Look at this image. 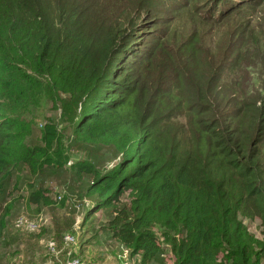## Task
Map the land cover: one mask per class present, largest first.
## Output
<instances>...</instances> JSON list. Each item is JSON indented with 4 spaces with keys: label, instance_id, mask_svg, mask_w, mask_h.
Masks as SVG:
<instances>
[{
    "label": "trees",
    "instance_id": "trees-1",
    "mask_svg": "<svg viewBox=\"0 0 264 264\" xmlns=\"http://www.w3.org/2000/svg\"><path fill=\"white\" fill-rule=\"evenodd\" d=\"M46 100L116 164L70 162L50 118L33 137ZM21 167L91 177L81 227L111 208L140 264L162 243L173 264H264V0H0V195Z\"/></svg>",
    "mask_w": 264,
    "mask_h": 264
},
{
    "label": "rangeland",
    "instance_id": "rangeland-1",
    "mask_svg": "<svg viewBox=\"0 0 264 264\" xmlns=\"http://www.w3.org/2000/svg\"><path fill=\"white\" fill-rule=\"evenodd\" d=\"M258 18H261L260 13ZM212 25L209 23V26ZM66 115L58 104L46 100L36 112L37 126L33 128V137L42 118H50L64 137V151L70 162L90 161L98 170L115 165L118 157L114 159L109 148L84 143L75 137L72 118ZM91 180L89 176L73 175L68 168L59 171L45 169L36 176L28 174L23 167L16 171L0 195V215L6 214L5 230L0 240V264H64L72 248H79V256L84 264H140L139 257L130 256L127 249L106 234L109 233L106 231L108 220L113 215L111 208L98 210L91 216L94 220L87 228L81 227L85 213L94 211L91 208L92 200L86 195ZM40 188L49 203L38 207L30 204L28 197L31 191ZM63 199L64 204L60 202ZM129 204L130 196L125 193L118 206ZM20 217L35 225V228L19 226ZM247 225L252 233L261 238L259 221L248 222ZM65 235H71L76 244H66L63 241ZM51 247L58 252L57 255L50 252ZM151 264H173L168 246L161 244V251Z\"/></svg>",
    "mask_w": 264,
    "mask_h": 264
},
{
    "label": "built area",
    "instance_id": "built-area-1",
    "mask_svg": "<svg viewBox=\"0 0 264 264\" xmlns=\"http://www.w3.org/2000/svg\"><path fill=\"white\" fill-rule=\"evenodd\" d=\"M18 225L22 226V227H28L30 229H34L35 228V225H33L31 223H27L26 220L23 217H20L18 219ZM63 241L66 244H68V245H75L76 244L75 239L71 235H65L63 237ZM49 250H50L51 253H54L56 255L58 254V252H56L53 247H51ZM70 254L71 253L69 252L68 253V257L65 259L64 264H84L83 261L80 258H73V257H71Z\"/></svg>",
    "mask_w": 264,
    "mask_h": 264
},
{
    "label": "clouds",
    "instance_id": "clouds-1",
    "mask_svg": "<svg viewBox=\"0 0 264 264\" xmlns=\"http://www.w3.org/2000/svg\"><path fill=\"white\" fill-rule=\"evenodd\" d=\"M218 9H219V6H218ZM203 13H204V15H205L206 17H208V14H207V11H206V10H204Z\"/></svg>",
    "mask_w": 264,
    "mask_h": 264
}]
</instances>
